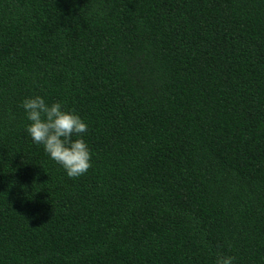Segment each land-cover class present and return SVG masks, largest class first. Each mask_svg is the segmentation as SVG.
Wrapping results in <instances>:
<instances>
[{"label":"trees","instance_id":"16d2710c","mask_svg":"<svg viewBox=\"0 0 264 264\" xmlns=\"http://www.w3.org/2000/svg\"><path fill=\"white\" fill-rule=\"evenodd\" d=\"M88 125L77 178L22 102ZM264 264V0H0V264Z\"/></svg>","mask_w":264,"mask_h":264},{"label":"clouds","instance_id":"9594fccd","mask_svg":"<svg viewBox=\"0 0 264 264\" xmlns=\"http://www.w3.org/2000/svg\"><path fill=\"white\" fill-rule=\"evenodd\" d=\"M30 123L26 131L34 143L42 145L52 160L60 164L71 178L84 175L91 167V153L83 139L87 123L74 111L57 101L51 105L40 95L22 102ZM234 257L220 252L216 264H233Z\"/></svg>","mask_w":264,"mask_h":264}]
</instances>
